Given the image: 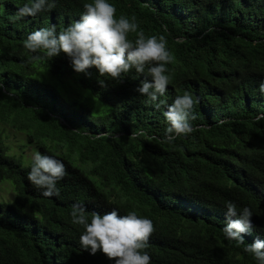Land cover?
<instances>
[{
	"label": "trees",
	"instance_id": "1",
	"mask_svg": "<svg viewBox=\"0 0 264 264\" xmlns=\"http://www.w3.org/2000/svg\"><path fill=\"white\" fill-rule=\"evenodd\" d=\"M30 2L0 0V124L23 135L17 152L0 134V179L14 189L0 201V264H114L80 247L76 203L89 218L115 208L150 219L151 264H257L244 247L264 240V120L255 119L264 114V0H108L117 18L167 40L175 59L159 109L136 91L151 77L134 69L117 82L95 67L76 72L63 52L48 59L24 48L29 33H58L92 0H55L17 19ZM185 92L198 100L196 130L167 142L164 112ZM27 147L65 164L59 196L28 180ZM229 201L253 212L239 246L223 234Z\"/></svg>",
	"mask_w": 264,
	"mask_h": 264
},
{
	"label": "clouds",
	"instance_id": "2",
	"mask_svg": "<svg viewBox=\"0 0 264 264\" xmlns=\"http://www.w3.org/2000/svg\"><path fill=\"white\" fill-rule=\"evenodd\" d=\"M54 7L55 0H31L18 8L16 18L35 17ZM83 7L80 19L58 33L55 25L29 33L23 42L24 48L31 53L42 52L48 59L63 52L71 59L76 72L90 75L88 69L95 67L100 77L117 82L134 69L137 74L151 77L150 81L147 78L142 80L136 91L147 96L155 108H161L165 102L160 97L165 95L171 82L167 65L175 59L167 47L166 38L163 35L145 36L135 17L129 19L121 15L117 18L115 6L108 0H92ZM130 33L135 34L134 41L129 39ZM99 82L106 86L104 80ZM259 91L264 95V83ZM197 102L185 92L167 106L164 112L168 122L165 141L171 142L196 130L191 122L197 118L193 111ZM255 119L264 120V114ZM66 174L62 160L36 152L27 178L36 189L43 190V195L50 197L59 196L57 182ZM226 209L227 223L223 234L237 246L242 245L244 234H251L253 230V212L248 207L238 212L237 206L230 201ZM70 215L72 223L84 229L79 238L80 247L89 250L91 255L102 252L114 264H151L146 249L155 226L150 219L135 211L120 215L115 208L104 214L94 211L89 218L86 208L79 203L72 205ZM244 251L251 254L257 264H264V240L256 239L245 245Z\"/></svg>",
	"mask_w": 264,
	"mask_h": 264
},
{
	"label": "rangeland",
	"instance_id": "3",
	"mask_svg": "<svg viewBox=\"0 0 264 264\" xmlns=\"http://www.w3.org/2000/svg\"><path fill=\"white\" fill-rule=\"evenodd\" d=\"M0 134L4 141L8 143L13 151L20 152L19 147L23 142V135L19 132L14 131L11 128L3 127L0 124ZM0 136V137H1ZM25 153L27 157H32L34 155V151L32 147L25 148ZM14 198V189L13 184L9 180H1L0 179V201H12Z\"/></svg>",
	"mask_w": 264,
	"mask_h": 264
}]
</instances>
